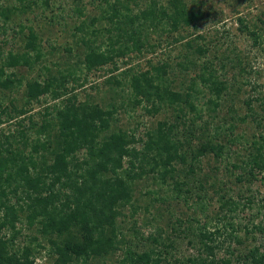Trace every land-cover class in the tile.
<instances>
[{
  "label": "trees",
  "instance_id": "16d2710c",
  "mask_svg": "<svg viewBox=\"0 0 264 264\" xmlns=\"http://www.w3.org/2000/svg\"><path fill=\"white\" fill-rule=\"evenodd\" d=\"M177 1L135 2L134 9L122 0H91L100 14L90 17L83 0H74L68 15L78 24L67 51L72 54L77 47V61L50 65L34 27L14 23V18L36 7L46 10L51 0H0V264H36L42 252L49 264H264V244H257L264 226L255 222L264 215V199L234 197L225 187L216 190L218 185L211 184L221 193L220 206L211 217L205 215L202 224L193 209L199 205L204 215L209 205L205 197L196 195L194 205L192 191H183L188 185L184 178L195 174L194 165L211 154L225 157L230 152L227 144L244 149L245 162L234 165L241 171L236 179L252 183L257 171L264 173V132L233 133L238 121L246 119L234 108H228L230 122L223 117V123L213 127L230 85L213 63L198 64L194 54L205 55L206 45L185 43L195 49L177 63L180 77H190L185 87L174 85L171 63L149 59L146 70L131 64L172 43L167 35H179L181 41L182 31L198 28L195 23L203 11ZM238 21L257 45L264 42L242 19ZM240 55L232 59L239 72H252L242 65ZM107 66L112 68L103 84L112 101L101 104L90 94L81 101L78 89L86 87L89 75ZM21 70L38 75L28 79ZM242 82L238 89H243ZM45 97L55 103L34 112V105ZM251 101V116L261 126L264 118ZM257 101L264 111V97ZM140 108L151 118H165L141 134L138 128L143 124L132 128L122 123L123 116L136 118ZM4 125L14 127L2 129ZM220 135L223 142H218ZM207 181L200 182L202 190ZM147 184L155 190L145 194L150 204L144 207L138 203L141 187ZM182 202L187 212L171 205ZM158 203L169 205L163 210L169 215L166 226L158 225L147 237L134 226L131 232L139 242L128 240L118 221L124 209L131 207L136 215L140 210L150 213L153 207L157 213L150 216L156 221L164 218ZM246 210L257 211L243 225L237 220ZM172 233L199 255L177 259ZM223 248L229 257L218 259Z\"/></svg>",
  "mask_w": 264,
  "mask_h": 264
},
{
  "label": "rangeland",
  "instance_id": "374dc122",
  "mask_svg": "<svg viewBox=\"0 0 264 264\" xmlns=\"http://www.w3.org/2000/svg\"><path fill=\"white\" fill-rule=\"evenodd\" d=\"M8 2L17 3L16 0H7ZM124 2H129L131 0H122ZM146 0H135L129 2L134 9H137L135 2H138L142 5ZM168 0H164L167 3ZM74 0H51V7L43 10L42 8H34L28 10L26 13L18 14L14 19V23L23 22L27 25H32L35 31L40 36L44 51L46 53L47 63H59L62 60L71 59L72 62L77 61L76 53L78 48L76 47L72 54H69L67 48L73 46V32L75 26L78 24L77 19L69 16L68 9L70 10ZM86 5V13L90 17L99 16L100 11L91 4V0H83ZM177 3L191 9V6H194L197 11H203V18L195 23L198 25V28H189L186 31H182L180 35L184 38L179 40V35L171 37L167 35L168 40L172 43H165L162 47L158 48L156 52L149 54L148 52L135 59L131 64L134 66H140L141 69L146 70L148 68L147 62L149 59L152 63H162L168 62L171 63V78L176 79L174 84L176 87L188 86L190 83V77H180L182 73L180 72L179 65L177 63L181 62L185 55L194 54L195 49L189 50L185 43L189 41H194V47L197 48V45L205 46V49L208 50L205 55L194 54L195 59H197L198 64L202 65L206 62H211L214 64L215 68L220 69L219 74L222 77L221 79L227 80V83L230 85L229 90L223 94V106L219 107L217 110V119L212 124L213 127L218 123L221 124V118L225 117V121L230 122V115L228 108H234L238 115L241 117H246L245 122L237 123L235 133L238 136L258 134L261 131L264 132V119L261 122V126H258L254 118H252L249 106L247 102L249 99L252 101V107H255L257 111L264 118V111L258 108L259 102L258 98L264 97V42L260 45L255 43L254 38L247 33V30L239 23V19L244 21V24L249 26V31L257 33L261 36L264 41V0H178ZM64 10H61L62 8ZM243 30V31H242ZM203 37L204 39H201ZM2 38L0 37V43ZM158 37L153 35L152 41L157 43ZM177 40V42H176ZM208 45V46H207ZM51 46L55 48V51L50 52ZM84 49L81 46L80 50ZM81 53V51H80ZM239 53L241 57V63L248 70L252 69L250 73H241L237 60H234V55ZM71 56V57H70ZM70 57V58H69ZM233 59V60H232ZM51 65V64H50ZM224 66V68H223ZM111 66H107L100 72L92 73L88 76L86 87L78 89L79 98L81 101H85L87 94H90L95 101L105 104L112 101V94L108 92V87L104 85L106 77L109 75V70ZM139 69V68H137ZM21 73L28 79L36 78L37 73H28L25 70H21ZM189 75V74H188ZM190 75H193L191 73ZM245 78V83L242 82L241 78ZM186 78L185 82H181ZM247 81L249 83H247ZM243 83V89H238V83ZM255 84V85H254ZM258 85V86H256ZM69 87H73V84H70ZM128 91V89H127ZM119 92V91H118ZM22 98V94L19 95ZM50 97H45L42 99L41 103L34 105L35 111L38 112L47 104H54ZM136 118L128 119L126 116H123L122 123L131 126L132 128L136 127V124L139 122L143 124L138 128L139 133H144L146 128L158 121L163 120L165 115L158 116L157 118H151L147 116L144 111L140 108L137 109L135 113ZM207 117V116H206ZM227 119V120H226ZM235 122V121H234ZM147 124V125H145ZM9 127L14 126H2V129H8ZM218 142H223L221 135L219 136ZM217 142V143H218ZM215 143V144H217ZM229 153L225 157H215L214 154L209 155L206 158L199 160V163H196L194 166L195 174H190L189 178H184L183 181L188 182V185L183 187V191L190 189L194 195V200L192 202H197L196 195H202L205 197V203L208 205V210L204 215L201 213L199 205H195L196 208L193 210L197 212L198 218H200L201 223L204 224L206 216H212L213 211L217 210L220 206L219 195L220 192H216L217 189L225 187L229 195L234 197H239L243 195L255 196L259 199H264V173L257 171V179H253L252 183H240L237 181V175L241 173L240 169H234V165H240L242 162H245V152L244 149L237 145L227 144ZM188 169V165L186 166ZM205 180L206 188L202 190L201 183ZM211 184L218 186L216 190L211 188ZM223 185V186H221ZM143 196L138 203L144 207L149 205V196L145 194L149 190H155V187L152 184H147L143 188L141 187ZM139 195V193H137ZM190 202L189 204H193ZM171 205L175 206L177 211L181 208L183 211L187 212V207L184 202L181 204L172 203ZM168 204L162 205L158 203L156 205L157 209L161 208V211L168 208ZM150 213H157L153 207H150ZM257 210H246L242 213L237 220L238 223L247 224L251 220L254 213ZM124 215L118 219L119 226L123 233H125L128 240H132L134 244H137L139 240H135L131 230L135 226L136 228L142 231V234L147 237L149 234L154 233L158 225L166 226L167 219L169 215L167 212L163 211L164 218L158 219L156 221L152 220L150 213H146L143 210H140L138 214L132 215L131 207H127L123 211ZM189 214L193 211H188ZM256 224L263 223L264 226V215H260L255 220ZM214 223V222H212ZM244 236V232H240ZM170 239L175 243L177 250L175 252L176 258L180 260H186L189 257H197L199 254L197 250L193 249L187 240L179 237L178 234L172 233ZM257 244H264V233L261 235L257 233ZM236 247L237 245L234 244ZM233 246V247H234ZM140 249L143 250V247ZM226 248L219 250L217 253L218 259L229 257L225 251ZM140 251V250H139ZM121 254V253H120ZM206 255V254H204ZM46 252H42V258H38L36 264H49L47 262Z\"/></svg>",
  "mask_w": 264,
  "mask_h": 264
}]
</instances>
